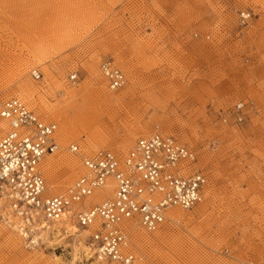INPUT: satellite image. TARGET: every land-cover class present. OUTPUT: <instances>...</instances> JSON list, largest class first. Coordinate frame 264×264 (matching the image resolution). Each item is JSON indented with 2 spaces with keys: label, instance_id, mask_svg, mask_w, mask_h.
Segmentation results:
<instances>
[{
  "label": "rangeland",
  "instance_id": "rangeland-1",
  "mask_svg": "<svg viewBox=\"0 0 264 264\" xmlns=\"http://www.w3.org/2000/svg\"><path fill=\"white\" fill-rule=\"evenodd\" d=\"M103 60L124 74L121 89L108 90ZM22 81L38 92L26 97ZM0 98L57 126L59 149L42 164L51 195L81 176L85 155L123 157L153 133L195 152L208 180L202 201L174 209L156 233L129 227L135 264H264V0H0ZM57 110L72 120V138ZM85 111L109 128L74 122ZM79 230L29 250L0 213V264H95L89 232ZM136 230L151 243L136 241Z\"/></svg>",
  "mask_w": 264,
  "mask_h": 264
},
{
  "label": "built area",
  "instance_id": "built-area-1",
  "mask_svg": "<svg viewBox=\"0 0 264 264\" xmlns=\"http://www.w3.org/2000/svg\"><path fill=\"white\" fill-rule=\"evenodd\" d=\"M99 71L110 91L125 85L112 61H101ZM31 77L37 81L41 75L33 70ZM76 80V74L68 76L70 83ZM233 108L241 122L245 105ZM56 133L54 123L19 100L0 99V213L26 249L40 247L44 236L53 235L47 228L68 217L89 232L91 257L105 264H135L139 258L127 225L154 233L169 211L190 210L202 201L208 180L196 168L195 152L161 133L138 139L123 157L106 149L82 157L81 176L64 192L49 195L42 164L59 149ZM68 150L79 152L75 144ZM97 191H103L101 199L85 203Z\"/></svg>",
  "mask_w": 264,
  "mask_h": 264
},
{
  "label": "bare ground",
  "instance_id": "bare-ground-1",
  "mask_svg": "<svg viewBox=\"0 0 264 264\" xmlns=\"http://www.w3.org/2000/svg\"><path fill=\"white\" fill-rule=\"evenodd\" d=\"M44 34V33H43ZM42 38V37H41ZM57 42V41H56ZM4 57V56H3ZM100 65V64H99ZM24 68V67H23ZM20 69L19 70V74L18 75H21V73H22V71L24 70V69ZM120 70V69H119ZM36 71H38V70H36ZM46 71V74H47V77L49 78V79H53L52 77H51V73H50V71H49V69H48V71L47 70H45ZM121 71V70H120ZM32 72V71H31ZM39 72V71H38ZM122 72V71H121ZM24 73V72H23ZM40 73V72H39ZM46 74H45V76H46ZM101 74V73H100ZM123 74V73H122ZM24 75V74H23ZM40 75H41V73H40ZM102 75V74H101ZM22 76V75H21ZM53 76V75H52ZM123 76H124V74H123ZM46 77V78H47ZM103 77V76H102ZM125 77V76H124ZM21 78V77H20ZM32 78V77H31ZM41 78H42V75H41ZM40 78V79H41ZM104 78V77H103ZM39 79V80H40ZM39 80H37V81H39ZM56 80V79H55ZM105 80V79H104ZM126 80V79H125ZM35 81V80H34ZM50 81V80H49ZM52 82V81H51ZM55 82V81H54ZM58 82V81H57ZM105 82H106V80H105ZM48 83V82H47ZM52 85V84H51ZM106 85H107V82H106ZM60 87V86H59ZM107 88H108V85H107ZM20 92H22V93H24L25 95H26V97L27 96H30V95H33L34 93H36V92H38V88H36V87H33L30 83H28L27 81H22V82H20V84H19V86H18V88H17ZM108 90H110L109 88H108ZM70 92V91H69ZM73 92V91H72ZM21 93V94H22ZM72 97V96H71ZM70 97V98H71ZM0 99H2V100H6V99H3V98H0ZM9 99H12V98H9ZM15 99H17V98H15ZM25 99V98H24ZM17 100H19V99H17ZM22 104H24L27 108H29L25 103H23L21 100H19ZM30 102V101H29ZM30 109V108H29ZM92 110V109H91ZM62 111V110H61ZM60 110L58 111L57 110V112L56 111H53V112H51V115L55 118V117H57V118H59L60 120H62L63 121V126H64V132L62 133L63 134V138H68V137H70V138H72V134L74 133H72V120H68V118L66 119V117L64 116L65 114L63 113V112H61ZM88 112H81V113H78L77 115H76V117L74 118V122H76V123H79L81 126H85V127H87L89 130L91 129V128H93V127H95L96 129H95V132L98 134H101L102 132H104L107 128H109V126L106 124V123H103L102 122V120H101V118H98V117H96V116H98V115H94L92 118H91V116L89 115L90 113H88ZM45 122V121H44ZM47 123V122H46ZM62 126V125H61ZM97 126V127H96ZM62 128V127H61ZM63 129V128H62ZM73 131H74V129H73ZM61 134V133H60ZM153 134H155V133H153ZM56 135H57V133H56ZM152 135V134H151ZM164 135V134H163ZM74 136V135H73ZM76 136V135H75ZM62 140V139H61ZM126 146V144L124 143L123 144V148ZM80 148V147H79ZM98 151V150H97ZM96 152V151H95ZM81 154V153H80ZM92 154V153H91ZM90 155V154H89ZM83 156V155H82ZM86 156V155H85ZM64 159V158H63ZM60 162V161H59ZM81 162V161H80ZM65 163H67V167H69V168H73V166H74V164L72 163V161L71 162H65ZM64 164V163H63ZM66 166V165H65ZM66 167V168H67ZM208 183V182H207ZM207 187V186H206ZM47 193H48V191H46ZM49 194V193H48ZM102 194H103V191H97L94 195H93V197H91V198H89V199H86L85 200V203L86 202H88V201H97V200H99V199H101V196H102ZM49 195H51V194H49ZM178 216V213L176 212V210H171V211H169L168 212V214H167V220L170 218V220H173L174 218H176ZM13 223V220L11 221V224ZM8 224V223H7ZM129 224V223H128ZM5 226V225H4ZM11 226V225H10ZM129 227H135V226H133V225H127L126 226V228H127V231H128V233L130 234V232H129V230H128V228ZM62 229H64L65 231H66V233H68V231H71L72 232V234H74V235H77L76 233L78 232V231H80L78 228H76L74 225H73V222H72V220L70 219V218H68V217H65L64 219H63V221L62 222H58L57 223V225H54V226H50V227H48L47 228V231L49 232L50 231V233H52L53 235H55V236H59L60 234H62V233H60L61 231H62ZM134 229V228H133ZM78 230V231H77ZM47 233V232H46ZM156 233V232H155ZM149 234V233H148ZM79 236V234L76 236V237H78ZM133 236H134V238L136 239V241H138L139 243H141V244H150L151 242H150V240L149 239H147L146 237H144V236H142L140 233H138V231L136 230V231H134L133 232ZM89 246V247H88ZM86 248L87 249H90V245H88ZM92 249H90V251H91ZM89 258H91V256H89ZM95 264H100V262L95 258ZM105 264V263H104Z\"/></svg>",
  "mask_w": 264,
  "mask_h": 264
}]
</instances>
